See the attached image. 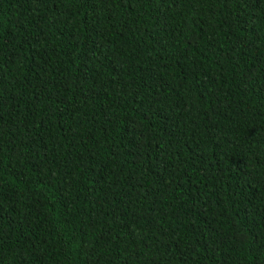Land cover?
<instances>
[{
  "label": "trees",
  "instance_id": "16d2710c",
  "mask_svg": "<svg viewBox=\"0 0 264 264\" xmlns=\"http://www.w3.org/2000/svg\"><path fill=\"white\" fill-rule=\"evenodd\" d=\"M0 264H264V0H0Z\"/></svg>",
  "mask_w": 264,
  "mask_h": 264
}]
</instances>
